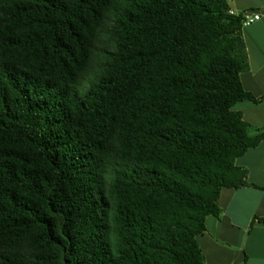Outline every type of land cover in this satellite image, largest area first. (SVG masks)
Returning <instances> with one entry per match:
<instances>
[{
    "label": "trees",
    "instance_id": "1",
    "mask_svg": "<svg viewBox=\"0 0 264 264\" xmlns=\"http://www.w3.org/2000/svg\"><path fill=\"white\" fill-rule=\"evenodd\" d=\"M231 0H0V264H205L264 141ZM264 222V220H262Z\"/></svg>",
    "mask_w": 264,
    "mask_h": 264
},
{
    "label": "crops",
    "instance_id": "2",
    "mask_svg": "<svg viewBox=\"0 0 264 264\" xmlns=\"http://www.w3.org/2000/svg\"><path fill=\"white\" fill-rule=\"evenodd\" d=\"M237 14H260L254 24L243 27L249 71L241 75L244 89L264 98V0H232ZM251 134L264 129V102H240ZM247 170L249 186L222 191L219 217H208L206 232L198 237L205 264H264V141L236 162Z\"/></svg>",
    "mask_w": 264,
    "mask_h": 264
},
{
    "label": "built area",
    "instance_id": "3",
    "mask_svg": "<svg viewBox=\"0 0 264 264\" xmlns=\"http://www.w3.org/2000/svg\"><path fill=\"white\" fill-rule=\"evenodd\" d=\"M230 13L232 15L233 14H237L233 10ZM242 16H243V23H242L243 27L250 26V25L254 24L255 22L259 21L260 18H261L260 14H251V13H248V12L242 13Z\"/></svg>",
    "mask_w": 264,
    "mask_h": 264
},
{
    "label": "rangeland",
    "instance_id": "4",
    "mask_svg": "<svg viewBox=\"0 0 264 264\" xmlns=\"http://www.w3.org/2000/svg\"><path fill=\"white\" fill-rule=\"evenodd\" d=\"M236 109V107H234V110Z\"/></svg>",
    "mask_w": 264,
    "mask_h": 264
}]
</instances>
